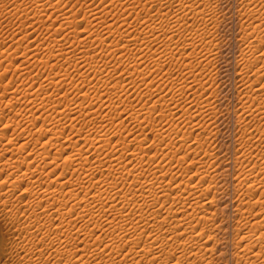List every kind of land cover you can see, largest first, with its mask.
Segmentation results:
<instances>
[{
	"label": "bare ground",
	"instance_id": "obj_1",
	"mask_svg": "<svg viewBox=\"0 0 264 264\" xmlns=\"http://www.w3.org/2000/svg\"><path fill=\"white\" fill-rule=\"evenodd\" d=\"M95 1L0 8L1 264H214L215 6ZM246 6L235 264H264V0Z\"/></svg>",
	"mask_w": 264,
	"mask_h": 264
},
{
	"label": "rangeland",
	"instance_id": "obj_2",
	"mask_svg": "<svg viewBox=\"0 0 264 264\" xmlns=\"http://www.w3.org/2000/svg\"><path fill=\"white\" fill-rule=\"evenodd\" d=\"M25 1L26 3L29 2V0H23V2L22 0H18L19 3H24ZM65 1H68L67 2L68 6L66 5L67 8H70L72 5H74L75 8L73 7V9L75 10L79 7L77 6V4L80 5L79 3H82L85 0H79L80 2L78 0L77 2L73 0V3L71 2V0H65ZM219 1L220 0H218V2L214 5L215 7L211 8L210 10L211 15L212 16L214 15L213 16L214 19H211V22L209 25L211 27L210 31L212 35V40L214 43L217 44L216 51L218 55L216 63H215V67L217 68L216 74H215L216 75L215 76V79H216L215 87L214 86L212 87L213 94L214 96L216 95L215 96L216 101L214 105V110H216V113H213L211 115V118L207 119L209 121L207 122L210 124L209 125L210 127L208 126V129L204 130V132L202 133H203V136L205 133L207 134V135L205 134L204 138H206L207 140L208 147L210 146L209 149L213 148V151L215 153V159H216V171L214 173V177H215L214 184L216 185H214L213 190H210L208 192V195L213 194L212 196L214 197V203H215V204L213 203L214 205L212 208V210L215 211L214 212V220H215L214 222L215 223H214L213 232H212V235H214L213 236L214 240H212V244L214 243L213 263L214 264H235V260H236L235 254L239 249V246H236V245H240L241 243L240 242L237 244L234 242V240L236 239V230H235L236 216H237L236 202L238 200L237 196L239 192L241 191L240 190L241 188L239 189V187L237 186L238 184L237 182L238 177L236 178L237 165L235 163L236 148H237L236 147V139H237L236 135H238L239 129L241 126V124L237 120L238 119L237 115H238L240 107L243 105V101L239 99L240 94L238 92L239 85L241 83L240 77H239L240 75L238 73H239V70L241 69L240 67H242V64L240 63L239 58H238V54H239V51L244 46V42H243L244 34L242 32H244L243 28H245L249 24L250 19L248 17H249L250 9L248 10V7L246 6V0H221L220 2ZM18 2L14 0H11V1L10 0H0V5L2 3L0 8H3L5 6V8L7 7L6 9H8L11 6L9 8L11 9L15 4H18ZM6 3H8L10 6ZM94 4H98L97 0L95 1ZM220 5H223L224 7L221 8ZM214 9L215 10L217 9V10L215 11ZM240 12L242 13V15ZM2 17L4 19H2ZM9 17L10 16L8 15L0 16V25L3 24L1 28H3V26H5L6 28L7 27L6 25H10V22H11V25L8 27L14 26L15 24L17 25L18 20H16L13 17H10V18ZM241 18L243 21L241 20ZM3 20L5 21V23ZM214 20H216L215 24H214ZM12 21L14 22V25L12 24L13 23ZM11 43H12L11 37L4 38V36L3 37L0 36V45L3 44V47H0V50ZM14 61H16V59H14ZM249 73H248V76L250 75L249 77L250 79H252L253 78L252 72L250 74ZM9 74L10 72L6 74V77L9 76ZM246 78H247V74H246ZM68 90L71 91L70 89ZM6 97H7V94H6ZM130 100H131L130 102H128L129 100L125 101L124 102L125 104L124 103L122 104L123 107H128L127 105H129L130 103H134L133 106L135 107L137 105L139 107L140 103L146 104V105L151 104L146 99L137 100L133 98ZM133 100L136 102H134ZM23 104L24 103H22V105ZM17 106L18 105L14 107L16 108ZM129 106H132V104H130ZM7 113L9 114L10 111L6 110L5 114ZM129 127L133 128L134 126L130 125ZM138 129L139 128H135V127L133 128L134 131H138ZM190 169H193V165L189 166L188 171ZM18 189L16 190V193L19 191ZM236 192L237 194H235ZM2 231L4 233L6 229H2ZM207 232L208 231H205V233ZM0 264H1V260H0Z\"/></svg>",
	"mask_w": 264,
	"mask_h": 264
},
{
	"label": "snow or ice",
	"instance_id": "obj_3",
	"mask_svg": "<svg viewBox=\"0 0 264 264\" xmlns=\"http://www.w3.org/2000/svg\"><path fill=\"white\" fill-rule=\"evenodd\" d=\"M212 2L215 5L218 2V0H212ZM220 7L223 8L224 6L223 5H220Z\"/></svg>",
	"mask_w": 264,
	"mask_h": 264
}]
</instances>
